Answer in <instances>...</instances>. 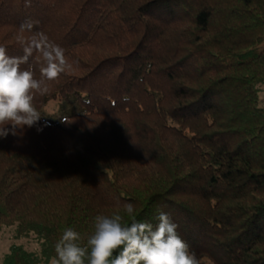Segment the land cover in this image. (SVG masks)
I'll use <instances>...</instances> for the list:
<instances>
[{"label":"trees","instance_id":"16d2710c","mask_svg":"<svg viewBox=\"0 0 264 264\" xmlns=\"http://www.w3.org/2000/svg\"><path fill=\"white\" fill-rule=\"evenodd\" d=\"M29 21L78 62L35 106L79 110L0 138V231L39 246L0 264L54 263L124 203L168 213L200 264H264V0H0L9 56Z\"/></svg>","mask_w":264,"mask_h":264},{"label":"clouds","instance_id":"9594fccd","mask_svg":"<svg viewBox=\"0 0 264 264\" xmlns=\"http://www.w3.org/2000/svg\"><path fill=\"white\" fill-rule=\"evenodd\" d=\"M25 6L30 7L31 0H25ZM33 27L29 21L19 28L16 40L22 56H9L0 46V138L35 126L42 116L34 103L36 97L46 95L49 82L75 71L78 64L44 32H33ZM30 59L39 64V78ZM122 208L130 217L128 222L120 214L97 215L86 243L81 242L79 232L65 228L54 245V264H200L168 213L161 211L153 224L138 220L132 203H124Z\"/></svg>","mask_w":264,"mask_h":264},{"label":"rangeland","instance_id":"374dc122","mask_svg":"<svg viewBox=\"0 0 264 264\" xmlns=\"http://www.w3.org/2000/svg\"><path fill=\"white\" fill-rule=\"evenodd\" d=\"M68 101L65 99L51 100L47 102L46 106L41 109L42 117L45 119H57L66 113L78 111L76 105H72L73 110L69 112ZM22 244L26 249L31 251H38L39 246L35 237L31 234L28 237L16 238L12 227H4L0 231V259L4 253L8 251L10 244ZM49 264H54L50 262ZM204 264H209L207 261Z\"/></svg>","mask_w":264,"mask_h":264}]
</instances>
